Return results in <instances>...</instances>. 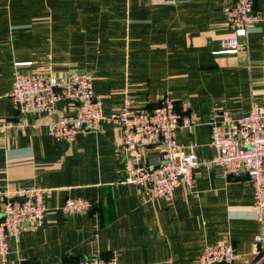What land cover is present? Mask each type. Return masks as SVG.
Returning a JSON list of instances; mask_svg holds the SVG:
<instances>
[{
  "label": "crops",
  "instance_id": "1",
  "mask_svg": "<svg viewBox=\"0 0 264 264\" xmlns=\"http://www.w3.org/2000/svg\"><path fill=\"white\" fill-rule=\"evenodd\" d=\"M233 1L0 0V117H19L10 97L16 69L88 73L106 114L127 95L148 109L171 97L192 120L176 131L178 141L200 143L199 157L211 159L209 122L220 110L240 116L254 101L264 103V0H254L262 21L239 52L218 53L231 33L226 9ZM55 110L69 113L73 104L61 101ZM28 118L25 132L12 129L0 141V192L43 186L53 193L43 225L25 223L9 239L6 264H72L114 253L121 264H197L207 246L229 242L242 256L236 264H264V252L252 254L264 223L245 175L203 166L172 200H149L124 182L117 125L102 122L67 142L48 133L45 113ZM144 151L152 164L161 148ZM68 198L89 199L92 208L64 212Z\"/></svg>",
  "mask_w": 264,
  "mask_h": 264
},
{
  "label": "built area",
  "instance_id": "2",
  "mask_svg": "<svg viewBox=\"0 0 264 264\" xmlns=\"http://www.w3.org/2000/svg\"><path fill=\"white\" fill-rule=\"evenodd\" d=\"M172 3L174 0H156ZM227 20L231 30L221 40L218 53H238L246 40L249 28L262 21L254 0H234L227 7ZM10 97L18 111L17 118L0 117V141L10 130L25 132L30 126L29 112L45 113L48 133L58 140L74 141L86 131L99 130L102 122H111L123 132L125 150L124 182L140 186L149 200H172L180 185L193 186L195 174L201 167H220L229 176L245 175L254 188L258 219L264 223V103L254 101L248 112L236 116L222 109L210 122V146L216 150L211 159H202L197 151L198 142L182 144L176 131L188 128L192 120L177 110L169 96L159 105L148 109L137 105L127 95L121 107L106 114L103 101L95 93L91 74L70 72L65 75H31L16 69ZM61 101L73 104L69 113H56ZM161 148L159 157L149 164L144 149L150 144ZM53 193L43 186H25L0 192V264H6L10 252L9 239L18 237L23 225H43L48 208L46 198ZM67 213H81L92 208L85 198H68L62 205ZM264 252V236L255 237L252 254ZM242 256L229 243L210 245L199 255L197 264H236ZM30 264V263H29ZM60 264V263H58ZM72 264H121L117 253L108 258L91 256Z\"/></svg>",
  "mask_w": 264,
  "mask_h": 264
},
{
  "label": "water",
  "instance_id": "3",
  "mask_svg": "<svg viewBox=\"0 0 264 264\" xmlns=\"http://www.w3.org/2000/svg\"><path fill=\"white\" fill-rule=\"evenodd\" d=\"M157 145H161V143H160V144H150V145H148V147H155V146H157ZM262 256H263V254L259 255V256H258V259H259L260 257H262Z\"/></svg>",
  "mask_w": 264,
  "mask_h": 264
}]
</instances>
